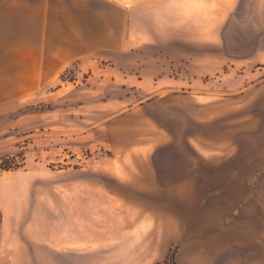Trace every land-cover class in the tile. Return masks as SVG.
Segmentation results:
<instances>
[{
  "label": "crops",
  "instance_id": "obj_1",
  "mask_svg": "<svg viewBox=\"0 0 264 264\" xmlns=\"http://www.w3.org/2000/svg\"><path fill=\"white\" fill-rule=\"evenodd\" d=\"M6 1L0 113L43 98L35 146L92 156L68 203L90 213L0 264H157L172 247L176 264H264V0Z\"/></svg>",
  "mask_w": 264,
  "mask_h": 264
},
{
  "label": "rangeland",
  "instance_id": "obj_2",
  "mask_svg": "<svg viewBox=\"0 0 264 264\" xmlns=\"http://www.w3.org/2000/svg\"><path fill=\"white\" fill-rule=\"evenodd\" d=\"M16 3L0 0V9H10ZM247 23L250 21H244V24ZM67 74L65 72L64 75ZM252 91L253 87L245 89L237 99L238 103H243L245 110L251 108ZM217 94L212 93L213 96ZM220 100L227 101L228 106L236 103L235 98H212L213 103ZM50 107L43 98L20 97L10 113H0V251L13 248L16 241L29 235H43L44 228L57 227L54 224H58L61 216L75 213L87 216L90 213L88 210L70 209L68 203L76 196L72 187L82 185L86 180L78 170L84 167V159L90 158L92 152L86 149L80 152L57 150L51 145L47 147L48 152H44L42 144L35 146V140L43 136V117L38 116L42 115L39 111ZM29 114L36 115L34 124H31ZM255 116L251 110L244 113L245 135L242 142L245 151L254 149L260 139L258 131L254 136L248 128ZM260 191L264 197L262 183ZM99 212L100 216H106V211ZM154 212L149 211V216H153Z\"/></svg>",
  "mask_w": 264,
  "mask_h": 264
},
{
  "label": "trees",
  "instance_id": "obj_3",
  "mask_svg": "<svg viewBox=\"0 0 264 264\" xmlns=\"http://www.w3.org/2000/svg\"><path fill=\"white\" fill-rule=\"evenodd\" d=\"M175 253H176V247H172L167 257L164 260L159 261L157 264H176Z\"/></svg>",
  "mask_w": 264,
  "mask_h": 264
}]
</instances>
